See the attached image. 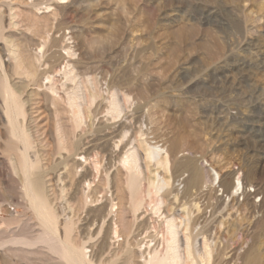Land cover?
<instances>
[{"label":"rangeland","instance_id":"1","mask_svg":"<svg viewBox=\"0 0 264 264\" xmlns=\"http://www.w3.org/2000/svg\"><path fill=\"white\" fill-rule=\"evenodd\" d=\"M13 1L0 0V86L6 72L29 100L23 122L38 166L31 178L44 174L47 217L57 222L59 237L82 246L89 264H140L165 243V217L182 221L200 202L203 211H195L192 222L200 216L196 232L204 225L216 229L212 264H264V0ZM49 5L58 10L47 21L38 12ZM41 43L43 83L70 59L103 94L87 104L86 122L79 125L69 93L93 89L77 86L78 80L63 89L59 82L60 107H68L61 112L63 126L69 123L64 134L75 151L59 142L56 117L38 113L41 90L16 73L11 60V49L26 54ZM71 46L73 56L66 49ZM62 73L58 79L65 82ZM114 82L132 95L119 117L107 99ZM0 121V264H69L25 190L21 143ZM47 127H54L53 136ZM113 136L123 139L120 147ZM132 136L165 148L169 162L159 166L145 159V173L130 190L117 177L116 152L122 156ZM81 155L88 163L76 159ZM67 162L75 167L72 174ZM157 172L170 183L148 195L150 179L161 182ZM231 180L242 187L233 189ZM160 197L165 202L158 206ZM138 251H144L140 259L133 256Z\"/></svg>","mask_w":264,"mask_h":264},{"label":"bare ground","instance_id":"2","mask_svg":"<svg viewBox=\"0 0 264 264\" xmlns=\"http://www.w3.org/2000/svg\"><path fill=\"white\" fill-rule=\"evenodd\" d=\"M15 2L19 3V4L20 3H28V0H14L13 4ZM62 3H64V2H59L58 5H61ZM38 5H39V2L33 3L34 7H38ZM10 7H11V9H10L11 18L15 19V16L17 14V6L12 5ZM66 8H68V5L63 6V9H66ZM57 10H58L57 7L52 8L51 5H49L47 11L38 12V14L39 15L42 14L40 17L47 19V21H50L49 20L50 16L52 14H56ZM12 22H14L13 23L14 25H17L14 20ZM28 29H29V27H28ZM39 40H40V42H43V40H41V39H39ZM56 42L57 41L54 40V44ZM41 44H43V46L40 47L37 51L36 50L34 52L30 51V52H27L26 54H24V52H21L16 48L11 49V54H12L11 60L12 61L14 60L13 63L15 64L16 73H19V72L23 73L26 77H28V79L31 81V83H33L32 86L35 85V87L37 86L39 88L38 89L39 91L41 90L42 97L40 96L41 98H39V99H41V100L39 101V105L37 104L38 105V107H37L38 113L40 112V113L48 116L49 118H51V116L56 117V131H57V135H58L57 138L60 139L59 142H62V143L66 142L67 143L65 146L66 149L68 151H75L76 150L75 144L72 141H69V139H71V138L67 139V137H66V135H68L67 133L64 134V130L66 129V128L64 129V127L66 126V123H68V122L65 121V126H63V122L65 119L62 122L61 112L64 111L66 113L67 111L65 109H67L68 107L65 106L64 107L65 109L64 108L62 109L60 107V100L62 98H61V94H59V91H58V88L59 89L61 88L59 86V82H60V84L62 83L61 85L63 88L67 84L66 82L78 80L77 86H83L84 83H86V84H89L93 89V91L90 93L77 94V92H79L77 89H74L72 92L69 93V95H70L69 99H71L69 106L71 108L75 109L74 111H76L75 115L77 116V119L79 121V125H82L83 123L86 122V119L88 116L87 115V108H86V107H88L87 104H89L90 101H94L98 97L103 96V94H102L101 90L99 89L98 82L94 78L87 77L84 79V78L79 76V74L76 72V64L72 63L70 59L67 60L64 68L63 69L61 68L63 70V71L61 70V72H63L62 73L63 77L66 78L65 82L62 81L61 76H60V79H58V76L61 72L60 73L55 72V74L47 76V78L49 79L48 82L43 83L44 80L42 82V79L40 77V72H39V68L41 66V61H42V58L44 56V54H43L44 43H41ZM57 44H58V42H57ZM66 49H67L68 54L70 56L75 55L76 52L72 49V46L69 48H66ZM41 53L43 55H41ZM12 61L9 63L7 62V63L10 64V63H12ZM0 65H1L2 69L4 70L5 65H4L3 60H1V58H0ZM3 75H4V80H3L2 85L0 86V93H1V98H2V102L0 103V119H2V121L3 120L7 121V124L9 125L8 127H10V132H11V134L9 133V136L11 135V137L14 140L21 143L20 144L21 145V152H20L21 153V162H20L21 166L20 167L22 168V172H23V175L25 177V183H24L25 190L27 192L28 191L31 192V195H32L31 201L36 206L42 222L44 223V225L48 229V232L50 233V235L55 236L58 239V241L61 243L60 244L61 245V253L64 255V257L69 262V264H89L88 261L86 260V257H85L84 248L82 246L70 245L67 241L60 238L59 232H58L57 222H55L56 225H54V223L52 221H50L47 217L48 216L47 215V211H48L47 207H49L48 206L49 202H46L47 199L44 198L43 194H42L43 185H44V182H43L44 181L43 180L44 174H43V172L42 173L40 172V173H37V175L35 176L36 177L35 179L31 178L33 176V174H35L38 166H37L36 160L32 159V157L30 155V148H31L32 143H30L31 142L29 139L30 137L28 136V134L26 132V127H25V124L23 122V120L25 121V118L28 115V114L26 115L27 110L25 107H27L26 104H28L29 100H26V98H24L22 96V90H21L22 88L21 89L18 88L16 86L17 84H15L11 81L12 76L9 78V75L6 72H4ZM16 75H18V74H16ZM42 76H43V73H42ZM22 78H24V77H21V79ZM118 83L119 82H117V83L114 82L107 92V94H108L107 99L109 101V108H110V111L113 113L112 115L115 117H119L127 109V106L129 104V102L131 101L130 96H132L129 91H125V90L123 91ZM50 90H52L54 93H51L52 91H50ZM23 93H24V91H23ZM63 100H65V99H63ZM67 115H68V113H67ZM66 118H68V117H66ZM68 120H69V118H68ZM69 122H70V120H69ZM47 123H48V121H47ZM67 127H68V125H67ZM53 128L54 127H50V129L48 128L51 136H53ZM65 132H66V130H65ZM57 138H55V139L57 140ZM111 139L114 140L113 144L116 148L120 147L121 144L123 143L122 138L119 139L118 141H116L115 136H113ZM130 143L132 146L129 149H127L125 152H123L124 154L122 156H120V153H117L114 150H112L111 152H116V156H118V158H119V165H117V167H116L117 168L116 169L117 177H124L126 179L127 185L129 186V188H131L130 190H132V188L135 186L137 180H139V178L142 177L145 173V168H144V160L145 159H146V161H150L152 163L154 162L155 164H157L159 166H167L168 162H169V154L165 148H161L159 145H154V146H152L150 144L145 145L146 143L144 144V141L142 140V138L137 137V136H135V137L132 136L130 138ZM59 146H61V144H59ZM142 149H144V151ZM76 159L78 161L80 160V161L88 163V159L84 155H81V156L77 157ZM95 163L98 166L100 164V161L96 160ZM74 168L75 167H74V165H72V163H71V165L69 162H67L65 164V169L68 171L69 174H72L73 171H75ZM15 170H17V169H15ZM47 171H48V169H47ZM45 172H46V170H45ZM86 175H87V173L83 174V176H86ZM217 175L219 176V173H217ZM102 177H107V175L105 176V174H104ZM156 177H159L161 179V182L156 183L155 181L150 179L149 188H148V195L152 194L153 189L156 190V192L157 191L159 192L164 185H169V183H170V181H167L165 179L166 176L162 175L161 172H157ZM210 177H212V176L208 173L207 179H209ZM103 180H104V178H103ZM238 180L240 181V178H238ZM233 181L234 180L230 181V185L233 187V189L237 186L240 188L242 187L241 182H238V185H236V183L234 184ZM198 183H199V181L197 179H195L192 184L199 187ZM233 189H231V190L233 191ZM232 191H230V189L227 188V192L230 193L229 197H231ZM114 195H116L117 198L119 197V189L116 188V192ZM81 200H83V199H81ZM163 201H164V198H162V197L158 198L157 199L158 206H160V204ZM217 202H218V200H217ZM81 204H83V201L81 202ZM138 209H139V207H138ZM195 209H196L195 211H197L198 215L201 214L203 209H202V205L200 204V202H195ZM121 210L122 209H120V211ZM195 211L193 213H191L189 216H187L186 218H184V220H182V221L177 220L175 215H170V216L167 215L165 217V220H164L165 221L164 228H165V232H166V236L164 238L165 243L163 244V246L161 248H159L157 246V247L149 250L147 253L148 256L146 258H145V254H144L145 259L143 261L141 260L143 263L141 262L140 264H212L214 246L216 245L215 238L214 237L212 238V233H214V230L216 231V229H214V230L205 229L204 228L205 225H204V226H201V228L196 232V229L198 228L197 226L199 225L197 223V221L200 218V216L199 217L196 216L197 218L195 217V219H193V222H192V218H193L192 216L194 215ZM119 214L121 215V212ZM53 219H54V217H53ZM207 231H209L210 233H208ZM143 252L144 251H142V252L138 251V255L136 254L137 252H135L133 256L136 257L137 259H140L141 256H143ZM139 254H141V256ZM139 256H140V258H139Z\"/></svg>","mask_w":264,"mask_h":264}]
</instances>
